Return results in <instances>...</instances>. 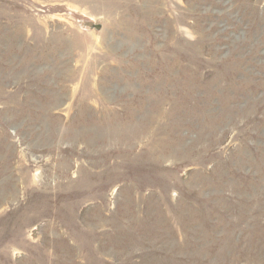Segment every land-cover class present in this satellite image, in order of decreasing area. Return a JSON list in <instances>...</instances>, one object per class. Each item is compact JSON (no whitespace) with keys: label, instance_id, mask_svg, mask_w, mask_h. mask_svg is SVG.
Segmentation results:
<instances>
[{"label":"rangeland","instance_id":"obj_1","mask_svg":"<svg viewBox=\"0 0 264 264\" xmlns=\"http://www.w3.org/2000/svg\"><path fill=\"white\" fill-rule=\"evenodd\" d=\"M0 264H264V0H0Z\"/></svg>","mask_w":264,"mask_h":264}]
</instances>
